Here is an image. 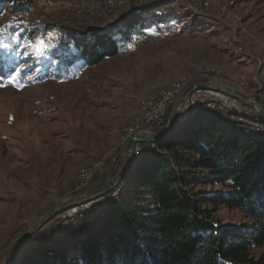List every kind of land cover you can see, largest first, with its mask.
Instances as JSON below:
<instances>
[{
  "label": "rangeland",
  "instance_id": "rangeland-1",
  "mask_svg": "<svg viewBox=\"0 0 264 264\" xmlns=\"http://www.w3.org/2000/svg\"><path fill=\"white\" fill-rule=\"evenodd\" d=\"M126 1L131 6L157 0L137 4ZM6 2L0 26L13 20L16 26L31 25L35 20L80 27L99 21L78 20L64 0ZM12 3L31 6L23 12L26 18L13 17ZM179 6L184 11L179 10L167 24L150 28L141 36L134 33V41L120 55L96 67H85L70 79L50 77L39 81L37 73H27L21 81L22 70L30 65L24 59L13 79L0 84V264H5L14 242L48 212L82 194L83 190L76 191L77 179L90 160L117 149L118 162L120 158L123 166L126 154L120 142L122 131L146 94L169 87L181 76L203 71L219 72L222 78L217 84L244 93L264 86V0H175L174 8ZM128 12L122 7L102 20L125 29L135 21L126 16ZM8 43L4 49L19 46L22 54L33 53L34 57L45 48L43 35L23 43L16 39ZM207 80L197 76L194 83ZM250 97L257 100L254 95ZM237 100L243 111L256 116L249 105ZM118 185L97 198L95 210L112 202L109 194ZM87 203L71 206L43 224L20 245L21 256L27 248L58 245L54 242L63 233L57 231L70 222L63 230L66 232L77 215L65 221L60 216ZM95 210L81 209L78 213L84 217ZM212 216L222 226L249 225L242 212L226 207H220ZM263 253L264 247L256 249L253 256Z\"/></svg>",
  "mask_w": 264,
  "mask_h": 264
},
{
  "label": "trees",
  "instance_id": "trees-1",
  "mask_svg": "<svg viewBox=\"0 0 264 264\" xmlns=\"http://www.w3.org/2000/svg\"><path fill=\"white\" fill-rule=\"evenodd\" d=\"M7 3L0 0V15ZM174 5L175 0L131 5L126 16L135 21L125 29L108 20L83 27L5 22L0 26V84L13 79L24 59L30 65L22 70L21 81L27 73H37L39 81L70 79L85 67L120 55L134 41V33L141 36L184 11ZM11 7L13 17L21 18L31 8ZM42 35L45 48L37 57L22 54L19 46L3 48L13 39L23 43ZM173 109L155 132L165 129ZM121 164L119 158L81 193L100 187ZM118 186L116 201L75 218L57 237L58 245L27 248L21 256L22 245L13 264L20 256L19 264H264V253L253 256L264 247V138L236 131L220 114L198 112L172 138L136 158ZM220 207L242 212L249 225L222 226L212 216ZM64 243L69 246L62 247Z\"/></svg>",
  "mask_w": 264,
  "mask_h": 264
},
{
  "label": "built area",
  "instance_id": "built-area-1",
  "mask_svg": "<svg viewBox=\"0 0 264 264\" xmlns=\"http://www.w3.org/2000/svg\"><path fill=\"white\" fill-rule=\"evenodd\" d=\"M64 1L68 6L69 11L74 14L75 18L85 23L108 18L116 10L122 7H126L129 11L131 7V3L126 0ZM135 2H141V0H133V4H137ZM172 6L168 5L166 8ZM197 76L202 77L205 80L208 79V83L212 84H217V82L222 78L221 74L215 71H203L200 72V74L184 75L175 80L169 87L146 94L140 101L136 115L122 131L120 140L121 146H126L128 141L137 133L151 132L154 128L164 126L170 108H174L176 106L181 94L188 89H186V87L190 84L191 86L196 84H206L202 82L194 83ZM246 94L250 96L254 95L256 98L264 101V86L255 89L254 92H246ZM200 109L220 114L222 118H224L236 131L240 133L264 138V123H262L252 112L243 111L241 109L240 102L228 94L207 87L194 88L188 95L183 105L181 112L182 118H186L192 112L198 113L200 112ZM154 149L155 144L136 145L134 149L135 159L140 157L145 152H152ZM118 151L119 150L114 149L112 152H109L103 157L90 160L84 167H82L77 179L76 191L84 190L96 177L110 172L118 164ZM120 192L121 187H118L109 194L112 201H116L118 199ZM86 205L89 207L85 208ZM97 207L98 200L95 199L87 204H84V206L81 205V208L74 210L73 213L68 211L60 217L64 221L66 219L71 220V217L74 219L76 215V218L83 217V215L81 216L78 213L81 209L92 211ZM69 224L70 222L67 223L66 226ZM66 226L64 225L61 230L57 231V233H64L63 230H65Z\"/></svg>",
  "mask_w": 264,
  "mask_h": 264
},
{
  "label": "water",
  "instance_id": "water-1",
  "mask_svg": "<svg viewBox=\"0 0 264 264\" xmlns=\"http://www.w3.org/2000/svg\"><path fill=\"white\" fill-rule=\"evenodd\" d=\"M196 87L211 88V89L221 91L225 94H228L229 96L239 99L240 101L249 105L254 110L258 119L262 123H264V107L260 103H258L256 99L251 98L246 93L220 85V84L206 83V84H196V85L191 86L190 88L185 90L179 97L176 103V106L174 107V110L172 112L171 118L163 131L159 133L140 132L134 135L125 146L124 150H125L126 157L124 159L123 166L120 168L118 173L113 178L105 182L102 186L94 190L79 194L76 197H73L72 199H69L61 203L60 205L56 206L53 210L48 212L29 231H27L25 234H23V236H21L18 240L14 242V244L12 245L8 253V257H7L5 264H12L14 256L18 248L20 247V245L27 238L31 237L43 224H45L52 217L56 216L61 211L71 206L82 204L84 202L93 201L97 199L98 197L105 195L110 190H112L115 186H117L125 178L127 172L131 169V167L133 166L135 162L134 149L136 145L138 144H157L161 141L168 140L172 138L180 129L185 127V125L197 114V113L192 112L186 118H182V115H181L183 105L188 95ZM200 111H208V110L200 109Z\"/></svg>",
  "mask_w": 264,
  "mask_h": 264
},
{
  "label": "bare ground",
  "instance_id": "bare-ground-1",
  "mask_svg": "<svg viewBox=\"0 0 264 264\" xmlns=\"http://www.w3.org/2000/svg\"><path fill=\"white\" fill-rule=\"evenodd\" d=\"M86 206H87V207H86ZM86 206H85V208H88V207H89L88 205H86Z\"/></svg>",
  "mask_w": 264,
  "mask_h": 264
},
{
  "label": "snow or ice",
  "instance_id": "snow-or-ice-1",
  "mask_svg": "<svg viewBox=\"0 0 264 264\" xmlns=\"http://www.w3.org/2000/svg\"><path fill=\"white\" fill-rule=\"evenodd\" d=\"M42 43V42H41Z\"/></svg>",
  "mask_w": 264,
  "mask_h": 264
}]
</instances>
